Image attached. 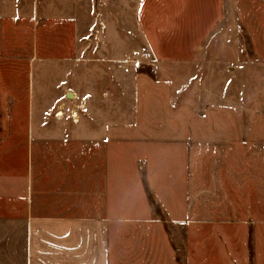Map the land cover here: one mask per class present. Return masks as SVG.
I'll list each match as a JSON object with an SVG mask.
<instances>
[{
  "label": "rangeland",
  "instance_id": "374dc122",
  "mask_svg": "<svg viewBox=\"0 0 264 264\" xmlns=\"http://www.w3.org/2000/svg\"><path fill=\"white\" fill-rule=\"evenodd\" d=\"M82 66L156 215L193 221L189 252L201 237V264H264V0H0V138L54 120Z\"/></svg>",
  "mask_w": 264,
  "mask_h": 264
},
{
  "label": "crops",
  "instance_id": "0c3cea01",
  "mask_svg": "<svg viewBox=\"0 0 264 264\" xmlns=\"http://www.w3.org/2000/svg\"><path fill=\"white\" fill-rule=\"evenodd\" d=\"M80 69L55 112L64 117L29 121L19 140L0 138V264H201L202 238L189 252L175 234L193 221L156 215L136 157L123 158L122 122L108 121L100 103L104 80ZM42 81L35 74L33 96L46 93ZM161 179L150 182L158 205L171 209Z\"/></svg>",
  "mask_w": 264,
  "mask_h": 264
},
{
  "label": "bare ground",
  "instance_id": "6f19581e",
  "mask_svg": "<svg viewBox=\"0 0 264 264\" xmlns=\"http://www.w3.org/2000/svg\"><path fill=\"white\" fill-rule=\"evenodd\" d=\"M74 114H75V117L77 118L76 121H78V112H75ZM63 115H64V111L62 110L61 113H60V116H63Z\"/></svg>",
  "mask_w": 264,
  "mask_h": 264
},
{
  "label": "built area",
  "instance_id": "2783aa9c",
  "mask_svg": "<svg viewBox=\"0 0 264 264\" xmlns=\"http://www.w3.org/2000/svg\"><path fill=\"white\" fill-rule=\"evenodd\" d=\"M60 113H61V111H59V112H57V117H59L60 116ZM61 117V116H60ZM74 120H77L76 118H74Z\"/></svg>",
  "mask_w": 264,
  "mask_h": 264
}]
</instances>
